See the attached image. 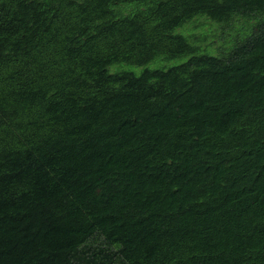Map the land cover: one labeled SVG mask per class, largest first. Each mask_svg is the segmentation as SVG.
Instances as JSON below:
<instances>
[{
    "label": "trees",
    "instance_id": "1",
    "mask_svg": "<svg viewBox=\"0 0 264 264\" xmlns=\"http://www.w3.org/2000/svg\"><path fill=\"white\" fill-rule=\"evenodd\" d=\"M0 264H264V0H0Z\"/></svg>",
    "mask_w": 264,
    "mask_h": 264
},
{
    "label": "rangeland",
    "instance_id": "2",
    "mask_svg": "<svg viewBox=\"0 0 264 264\" xmlns=\"http://www.w3.org/2000/svg\"><path fill=\"white\" fill-rule=\"evenodd\" d=\"M212 41H213V43H214V41H215L216 43L219 42L218 39L215 40V38H214ZM214 44H215V43H214ZM144 68L155 69V67L153 66V64H152V63H149V64H147V65H145V66H143V67L133 68L132 71H133L135 74H139Z\"/></svg>",
    "mask_w": 264,
    "mask_h": 264
}]
</instances>
